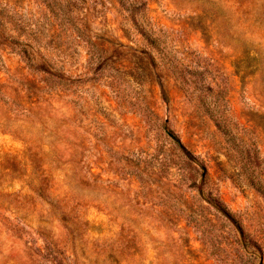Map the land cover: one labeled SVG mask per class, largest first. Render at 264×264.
<instances>
[{
	"label": "rangeland",
	"instance_id": "obj_1",
	"mask_svg": "<svg viewBox=\"0 0 264 264\" xmlns=\"http://www.w3.org/2000/svg\"><path fill=\"white\" fill-rule=\"evenodd\" d=\"M0 264H264V0H0Z\"/></svg>",
	"mask_w": 264,
	"mask_h": 264
},
{
	"label": "trees",
	"instance_id": "obj_2",
	"mask_svg": "<svg viewBox=\"0 0 264 264\" xmlns=\"http://www.w3.org/2000/svg\"><path fill=\"white\" fill-rule=\"evenodd\" d=\"M174 140L176 141V143L182 148L185 149L184 146L181 144L180 140L178 138H176L175 136H173Z\"/></svg>",
	"mask_w": 264,
	"mask_h": 264
}]
</instances>
